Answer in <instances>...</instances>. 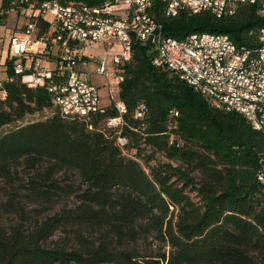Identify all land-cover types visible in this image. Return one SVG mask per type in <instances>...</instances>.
Segmentation results:
<instances>
[{
	"label": "trees",
	"instance_id": "1",
	"mask_svg": "<svg viewBox=\"0 0 264 264\" xmlns=\"http://www.w3.org/2000/svg\"><path fill=\"white\" fill-rule=\"evenodd\" d=\"M149 11L164 34L178 40L210 32L250 44L254 32H248L264 29V17L247 4L219 18L207 11L165 15L160 0H152ZM153 48L135 41L122 66L119 128L106 123L117 113L111 103L89 118L61 116L43 87L28 86L13 73L11 58L4 60L0 264H264V135L152 64ZM139 101L143 116L135 117ZM50 107L43 118L23 119ZM117 129L126 136L122 147L114 139ZM167 129L182 136L179 145L169 144L197 170L196 179L165 163L145 170L124 152L141 133L157 143ZM67 170L76 178L65 176ZM187 186L197 201L184 191ZM27 204L41 215L32 227L20 223ZM10 214L18 221L5 225L1 217ZM56 230L62 239L46 243ZM148 236L158 248L138 247Z\"/></svg>",
	"mask_w": 264,
	"mask_h": 264
},
{
	"label": "built area",
	"instance_id": "2",
	"mask_svg": "<svg viewBox=\"0 0 264 264\" xmlns=\"http://www.w3.org/2000/svg\"><path fill=\"white\" fill-rule=\"evenodd\" d=\"M5 0H0V8ZM8 8L19 10L24 17L21 34L11 33L8 38V57L14 74L28 86L43 87L50 100L63 117L89 118L101 111L99 87L105 93L117 113L109 116L106 123L120 127L124 123L125 106L119 96L123 80V65L129 60L132 45L150 42L159 26H154L151 16L145 17L140 32H132L140 8L152 5V0H103L86 3L82 0H67L52 3V0H8ZM165 12L211 8L213 12L232 13L236 4H247L264 17V0H160ZM122 19H130V26H122ZM39 23V24H38ZM254 32V33H253ZM250 44L237 43L234 39L195 36L183 40H168L169 51H174V60L186 57V62L197 73L207 69V74L217 78V87H202L200 91L208 101L226 111L239 113L254 129L252 108L241 107L238 99L225 96L224 82H233L234 87L264 88V29L250 31ZM90 45L101 46V53H92ZM96 56L92 70L82 63ZM109 61L111 69L106 65ZM151 62L162 66L184 80L170 64L159 60L153 51ZM102 77V84H94L88 73ZM192 87V83L184 80ZM264 113V106L260 107ZM170 115L177 110L171 109ZM135 117L143 116V102H137L133 110ZM264 122V120H263ZM115 142L122 147L126 136L115 133ZM264 135V134H263ZM181 140L168 139V143L179 145ZM259 175L261 173H258ZM261 176H259L260 178Z\"/></svg>",
	"mask_w": 264,
	"mask_h": 264
},
{
	"label": "rangeland",
	"instance_id": "3",
	"mask_svg": "<svg viewBox=\"0 0 264 264\" xmlns=\"http://www.w3.org/2000/svg\"><path fill=\"white\" fill-rule=\"evenodd\" d=\"M8 0H5L3 3V6L0 8V62H2L4 59L9 58L7 53H8V27H11L14 29L18 28L19 24L23 22V14L19 10L11 11L8 8ZM22 20V21H21ZM22 25V24H20ZM17 26V27H16ZM89 50H91L92 53H101L102 48L100 50H97L96 45H90ZM90 60L88 62L82 63V65L88 69L92 70V68L95 65V60L97 59L96 56H90ZM106 65L109 69L112 68L110 66L109 61L106 62ZM5 65L0 63V76L1 72L3 71L4 73V78H5V71H4ZM88 76L90 80L96 84V85H101L102 84V77L98 74H95L93 72L88 73ZM2 78L0 77V81ZM105 88L104 87H99V94H100V104L106 105L109 103V98L107 94L105 93ZM3 92H0L2 94ZM52 108H43L40 111L32 112L29 114H26L25 117L23 118L24 120L26 119H37V118H43L46 114L50 112ZM173 116H167L168 118V123L169 121H172ZM143 124V122H142ZM177 139L180 138L182 139V136L177 132H170V130L167 129V136L165 138H157V143L148 141L145 139L143 133L134 141L130 142L127 148L124 149V152L127 155H130L134 157L138 162L147 170V165H154V164H170V165H176L180 166L181 168L189 171V174L193 176L195 179L197 178L198 172L196 169H192L188 166H186V161L180 158L178 154L171 149L170 144L168 143V139ZM165 139V141H164ZM60 172V171H59ZM262 172L264 173V167L262 168ZM65 176H70L71 178H76V175L74 171L72 170H67L65 173ZM261 176V174L257 175V178ZM184 191L189 195V197L192 198V200L197 201L198 196L195 194L194 189L192 187L187 186ZM25 210L27 211L25 213V218L20 219V223L22 227H32L34 222L40 218L41 215H35L32 210H30V206L24 205ZM2 221L7 225L10 222L15 223L18 221V216L17 214H10V215H2ZM64 234L56 230L53 235L46 240V243H51L54 240H60ZM137 245L141 249H156L159 247V243L155 241L154 238L151 236H148L146 238H141L137 241Z\"/></svg>",
	"mask_w": 264,
	"mask_h": 264
},
{
	"label": "bare ground",
	"instance_id": "4",
	"mask_svg": "<svg viewBox=\"0 0 264 264\" xmlns=\"http://www.w3.org/2000/svg\"><path fill=\"white\" fill-rule=\"evenodd\" d=\"M62 0H52V3H59ZM152 5H145L140 8V15L136 17V25H132V32H140V27L145 24L144 16H151L153 25L162 27L157 22L154 16L150 13ZM207 11L213 16L219 18L222 16L230 15L231 13L213 12L211 8H199L197 10H190L189 13H200ZM177 12H165V15L174 16ZM122 26H130V19H122ZM163 28V27H162ZM162 28H159L154 35L151 43L154 45V50L159 53V60L170 64V68L176 73H181L184 76V80L192 83V87L200 91V85L202 87H217V78L211 77L207 74V69H200V74L192 68L189 62H186V57H178V61L174 60V51H169L167 44L168 40H178L164 34ZM263 29V28H262ZM209 36L214 35L217 37H223L231 39L228 34L210 33V32H194L188 34L185 38H192L195 36ZM183 38V39H185ZM181 39V40H183ZM223 90H225V96L229 98L238 99V105L241 107L252 108V124L255 130H258L264 134V113L260 108L264 106V88L254 89L253 87H234L233 82H224ZM211 102V101H210ZM219 108V107H218Z\"/></svg>",
	"mask_w": 264,
	"mask_h": 264
},
{
	"label": "crops",
	"instance_id": "5",
	"mask_svg": "<svg viewBox=\"0 0 264 264\" xmlns=\"http://www.w3.org/2000/svg\"><path fill=\"white\" fill-rule=\"evenodd\" d=\"M10 10V9H9ZM12 11V10H11ZM21 18H23L24 19V17L23 16H21ZM22 21V20H21ZM24 21V20H23ZM20 24H23V22H21ZM19 24V26H18V28H16V29H14L13 30V28H11V27H8V38H9V35L11 34V33H16V34H21L20 32H21V26L22 25H20ZM17 27V26H16ZM96 48H98L97 50H100V48H101V46H96ZM7 55H8V53H7ZM5 60V59H4ZM4 60L2 61V62H0L1 64H4ZM5 71V70H4ZM4 73H3V71L1 72V78L2 79H4Z\"/></svg>",
	"mask_w": 264,
	"mask_h": 264
}]
</instances>
